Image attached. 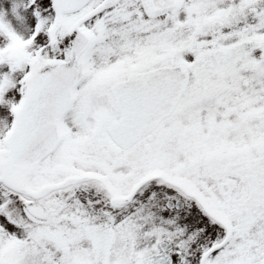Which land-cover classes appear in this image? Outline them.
Returning a JSON list of instances; mask_svg holds the SVG:
<instances>
[{
	"label": "snow or ice",
	"instance_id": "6c2138e0",
	"mask_svg": "<svg viewBox=\"0 0 264 264\" xmlns=\"http://www.w3.org/2000/svg\"><path fill=\"white\" fill-rule=\"evenodd\" d=\"M0 264H264V0H0Z\"/></svg>",
	"mask_w": 264,
	"mask_h": 264
},
{
	"label": "rangeland",
	"instance_id": "374dc122",
	"mask_svg": "<svg viewBox=\"0 0 264 264\" xmlns=\"http://www.w3.org/2000/svg\"><path fill=\"white\" fill-rule=\"evenodd\" d=\"M3 7H4V8H7L8 5H7V4H4ZM8 19H11V14H10V13H9Z\"/></svg>",
	"mask_w": 264,
	"mask_h": 264
}]
</instances>
